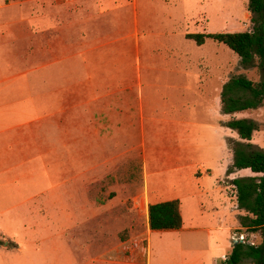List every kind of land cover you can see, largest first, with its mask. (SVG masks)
Wrapping results in <instances>:
<instances>
[{"label": "crops", "instance_id": "crops-1", "mask_svg": "<svg viewBox=\"0 0 264 264\" xmlns=\"http://www.w3.org/2000/svg\"><path fill=\"white\" fill-rule=\"evenodd\" d=\"M174 8L178 6L169 0H0V173L15 180L19 167L24 166L23 177L30 179L33 175H29L28 166L42 165L44 196L40 199L36 193L27 197L28 202L34 201L29 212L36 214L30 234L38 237L41 223L54 240L51 245L59 244L58 230L65 246L79 244L81 250L73 252L62 245L59 252L45 258L50 264H151L139 249V234L135 235L139 245L133 260L122 249L127 240L98 251L103 243L100 238L105 237L104 223L116 222L124 228L132 223L124 210L116 214L113 198L103 204L97 202V150L104 143L112 150L132 143L139 148L142 186L134 204L146 227L147 241L152 233L171 235L178 253L170 264H222L220 259L225 260L224 254L218 257L212 253L216 245L211 238L213 222L205 220L204 214L216 210V192L227 195L223 179L255 173L243 168L227 174L229 165H224V178L215 177L208 190L200 178L212 174L209 167L201 172L195 166L188 172L196 177L191 189L182 186L181 178L174 174L178 159L188 152V129L193 126L177 111L164 108L174 100L176 75L190 73L195 65L187 54L162 42L167 29L173 30L185 15V11H179L176 16ZM157 40L160 43L156 45ZM203 59L196 62V77L215 78L213 92L221 103L226 63L223 73H218L222 62ZM203 64L207 65V75L201 70ZM241 111L222 113L225 120L218 127L235 132L225 122ZM147 134L154 138L155 145L149 146ZM135 136L138 142L133 141ZM152 150L166 166L165 174L172 170L157 182L150 178L148 153ZM235 193L234 199L227 198L237 207ZM203 195L209 211L202 203ZM172 199L179 200L181 227L151 230L148 205ZM188 207L196 216L186 224L183 211ZM90 221L91 244L96 248L86 252L88 242L81 240L82 226ZM221 222L218 218V228ZM224 228L232 231L233 246L234 236L241 234L240 229H247L240 223Z\"/></svg>", "mask_w": 264, "mask_h": 264}, {"label": "rangeland", "instance_id": "rangeland-1", "mask_svg": "<svg viewBox=\"0 0 264 264\" xmlns=\"http://www.w3.org/2000/svg\"><path fill=\"white\" fill-rule=\"evenodd\" d=\"M169 1L178 6V8H174V12L177 13L176 16H178L179 11V13L185 11V15L177 20V25L174 26L173 30H170V27L167 29V35L162 42L173 47L181 54H187L191 61H195L190 73L187 74L184 71L185 74L179 73L176 75L174 85L177 88L173 90L174 96L172 97L174 100L166 105L167 108H164L173 112L177 111L178 114L186 117L187 122L193 126V129H188V152L182 154L181 158L178 159L176 164L178 167L174 169V174H178L181 178L180 183L182 186L191 189L194 187L196 177L188 174V172L193 170L195 166L201 172L209 167L212 169V174H206L200 178L204 189L208 190L212 188L215 177L224 178L223 175L226 173L222 172L223 167L224 165H230L233 160L225 136L228 135V137L234 139H239V137L236 132L230 130L228 133L223 127H218L220 121H224L225 117L221 112V103L216 99L213 92L216 83L215 78L203 76L199 79L196 77L198 73L196 62L200 57L208 62H222L221 68L218 67L216 70L218 73L220 71L223 73V64L226 63V81L232 77L244 76L253 82H258L262 79V70L256 65L244 68L238 55L225 44L207 38L202 45H197L192 39H186L185 35L192 32H227L250 29V12L247 9L248 0ZM159 41L157 40L155 44L160 43ZM206 68V64L201 66V70L205 75H207ZM244 116L255 120L259 125V129L253 133L250 142L264 148V103L257 108L238 112L235 117L230 116L228 118H243ZM147 139L149 146L150 144L155 145V140L151 134H147ZM133 141L138 142V137L135 136ZM104 145L103 148L97 150L100 155V192L97 202L103 204L107 199L113 198V208L116 214L118 211L124 210L132 223L130 228L121 227L116 222L104 223L102 225L104 231H101L105 233V237L100 238L103 243H101L98 251H105L108 245L122 244L126 240L124 244L133 247L134 243L135 246L132 250H137L138 241L141 239L139 249L148 258V261L150 259L151 264H170L178 253L171 235L168 233H152L147 241L146 227L139 219L140 213L137 211L138 207L134 204L135 197L140 196L142 186V158L139 148L133 143L125 145V147L116 146L115 144L116 150L108 148L109 146L105 143ZM148 157L152 167L150 171L152 182L161 181L170 173L172 174V170L168 171L169 174H165L166 166L154 150L148 153ZM19 168L20 174L15 180H11L0 173V240L3 241L0 244V264H50V261L45 260L49 254L59 252L60 247L69 246L64 245L66 241L60 238V232L55 229L59 244L57 246L51 245L54 240L50 239L46 227L41 223L40 229H38V237L31 236L29 230L30 226L35 228L32 217L36 214L29 212V206L33 205L34 201L28 202L29 198L27 197L36 196L37 193L41 197L40 199L43 198V191L45 190L43 166H28L29 175H33L34 180L33 177L30 179L23 177L25 173L24 166ZM71 171L72 168L69 167L68 172L71 173ZM221 182L228 186L227 195L216 192L217 195L213 199V206L216 207V210L214 212L209 211L206 195H203L202 203L204 206L206 205L205 207L209 211V213L205 212L204 219L213 222V225H211L213 227L211 238L213 244L216 242V245L213 246L212 253L218 255V257L221 254L228 257L233 253L234 246L231 241L232 231H228L224 227L234 223L239 224L240 216L244 213L239 210L237 205V207H234L235 201L228 199H234L235 193L230 181L223 179ZM69 203L71 204V202ZM183 215L186 224L191 216H196L192 208L189 207L183 211ZM218 218L222 220L220 228L217 227L218 223H216ZM82 229L81 240L88 242L84 246L85 251L93 252L96 245L92 246L91 244L93 236L92 221L83 224ZM74 230L76 231V229ZM78 230L80 231L81 228L79 227ZM239 231H241V234L237 235V239H234L235 242L258 244L263 239L259 231H256L254 235L247 229H240ZM137 234L141 235L138 240L135 237ZM34 240H37V244L33 243ZM8 242L16 246L8 245ZM69 248L73 252L81 251L79 244H72ZM122 249L128 255L125 248L122 247ZM220 260L224 264V261ZM240 264H252L251 258H243Z\"/></svg>", "mask_w": 264, "mask_h": 264}, {"label": "trees", "instance_id": "trees-1", "mask_svg": "<svg viewBox=\"0 0 264 264\" xmlns=\"http://www.w3.org/2000/svg\"><path fill=\"white\" fill-rule=\"evenodd\" d=\"M251 27L243 31L187 33L185 37L201 45L207 38L225 44L240 58L244 68L256 65L262 70V79L253 82L244 76L226 81L221 88V112L234 113L254 109L264 103V0H248ZM225 125L234 130L239 139L227 138L233 160L227 167V174L235 170L250 168L251 176H239L230 180L236 192L240 224L251 232L259 231L262 241L258 244L236 242L233 253L224 264H239L243 258H251L253 264H264V148L250 142L258 123L250 118H231ZM148 224L151 230L165 231L179 229L182 217L179 200L172 199L148 205ZM3 241L0 240V244ZM8 245L16 246L8 242Z\"/></svg>", "mask_w": 264, "mask_h": 264}, {"label": "built area", "instance_id": "built-area-1", "mask_svg": "<svg viewBox=\"0 0 264 264\" xmlns=\"http://www.w3.org/2000/svg\"><path fill=\"white\" fill-rule=\"evenodd\" d=\"M62 1H64V2H67V3H71V2H73L74 0H62ZM137 207V206H136ZM242 238V237H241ZM234 239H237V236H235V238ZM242 241V240H241ZM134 242V241H133ZM131 245H132V243H131ZM133 245L135 246V244L133 243ZM133 246V247H134ZM137 246V245H136ZM132 246H130L129 244H125L124 245V248H125V250H126V252H128V255H129V258H131V260H133L134 259V257H135V251H136V249L135 250H132V248H133ZM223 259H226L227 257L226 256H223L222 257Z\"/></svg>", "mask_w": 264, "mask_h": 264}]
</instances>
